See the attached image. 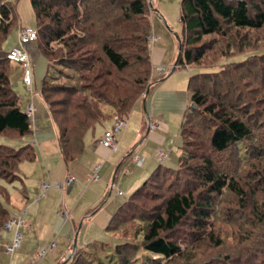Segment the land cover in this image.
Returning <instances> with one entry per match:
<instances>
[{
  "label": "trees",
  "instance_id": "obj_1",
  "mask_svg": "<svg viewBox=\"0 0 264 264\" xmlns=\"http://www.w3.org/2000/svg\"><path fill=\"white\" fill-rule=\"evenodd\" d=\"M30 5L34 45L47 65L39 95L69 165L89 132L127 119L150 88V4L30 0ZM179 21L175 64L196 72L188 78L177 166H158L120 205L105 231L113 247L98 242L77 247L65 264H108L100 258L109 249L113 264H136L139 252L145 253L142 264H264V55L246 52L253 47L250 33L264 28V0H181ZM14 24L11 5L0 0V134L24 139L33 128L3 58ZM243 54L217 71L206 70ZM35 159L30 143L17 149L0 145V233L10 216L7 187L18 181L22 193L20 165Z\"/></svg>",
  "mask_w": 264,
  "mask_h": 264
},
{
  "label": "crops",
  "instance_id": "obj_2",
  "mask_svg": "<svg viewBox=\"0 0 264 264\" xmlns=\"http://www.w3.org/2000/svg\"><path fill=\"white\" fill-rule=\"evenodd\" d=\"M154 9L155 7L152 5V10L155 11ZM156 43L151 44L150 47V59L153 68L152 73L154 79L150 83V88L155 81H161V79H164L161 78L162 76H158L154 69L155 66L162 65L164 57V49L157 46ZM16 44L17 40L12 47L16 46ZM32 47L33 46L29 47L31 65H33L32 60L38 52ZM8 50L4 51V53ZM10 66L9 78L12 74L20 71L22 75L20 66L15 64H10ZM170 79L172 78H168V80ZM32 83L34 84L33 80ZM150 88L148 89V93L144 96V98L139 99V101H145L148 98ZM149 112L150 114H148V116H151V109H149ZM48 117L49 116H39L38 127L36 126V128H34L35 133L33 132L30 138L31 140L29 139L30 141L27 142L33 146L36 155V159L35 161L31 162V165H33V168H36L38 165H43L44 171H41V175H36L35 178L31 177L30 179L28 176V174H30L29 172L31 171L30 168L27 167L26 169V167H21L20 165L21 169L19 168V173L23 181L21 185L24 187V191L21 193L16 188V191L9 193V201L7 204V208L10 212L9 217H20L29 226L28 228L20 229L23 234L21 245L24 241V238L26 239L33 236L31 238L35 243L32 245L34 250L32 252L33 254L29 255V259L26 264L34 262L36 252L39 249L49 246L52 241H55L56 243V248L54 250L55 252L50 251L54 252L51 253L52 259L55 260L54 264H58L61 262V260H68L69 253L72 250L75 239L77 247H82L78 242L79 234H87L91 225L96 220H98V224L101 226V222L107 217V214H104L102 217L100 216L103 205L98 204L101 198H104L107 189H109V192H111L113 189L115 191L116 188H118V185L115 186V178L118 170L121 168V166H123L121 170L123 174L131 173L132 171L128 168V165H124L128 161L132 163L131 154H136L137 152L135 151L143 142L146 144L153 143L155 146H157L156 144H159L158 147L160 145H164L165 139L163 138L161 131L167 129V127L162 122L159 124L156 122L153 123L150 119L144 120L143 116H139L138 112H135V116L130 124L132 130H134L135 137L132 138L131 132L126 137L125 130L124 133L122 132V134L119 135L120 137L117 136L116 150L114 152H110L100 145V139L104 131L112 127L113 122L112 124L110 123V125H107L103 130L100 125L96 126L92 132H89L84 137V149L79 157L71 164L66 165L61 158L58 145L55 140V127L51 120L49 123L50 118L48 119ZM148 123L157 125L154 129L148 130ZM127 125L129 127V124ZM97 133L99 135L98 138ZM138 136L140 137V141L136 143L134 141ZM123 154L126 156H124L120 163L116 166ZM145 155L148 157L147 154ZM127 158L128 160L125 162ZM149 159L151 160V158ZM111 160L113 161L111 162ZM145 161V158H143L144 164ZM100 162H104V165L102 166H105L102 178L100 177L97 184L93 186L90 184L87 187L85 184L88 182L87 180L91 175L92 168L95 165L100 164ZM113 166L115 170L112 177H110L112 173L111 168ZM67 177L74 178V183L68 190L60 191L54 187H50L45 192V194H43V191L40 188L41 182H63ZM127 179H129L127 186L128 191L133 190L132 192H134L135 189L140 186L138 184V176L136 175L133 178L130 177ZM83 188L86 189L83 190ZM115 195L117 197H122V193L121 195H118L115 192ZM112 202L115 203L116 201ZM117 205L119 208L120 204ZM60 210H65L67 213H69V217L66 220H64L59 215ZM53 235L54 238H52ZM13 236V230H2L0 233V264H19L18 262H14L13 255L11 258H9L4 252L5 246L11 244ZM48 240H50L49 244L47 243ZM5 255L8 257V261H4L5 259L3 257Z\"/></svg>",
  "mask_w": 264,
  "mask_h": 264
},
{
  "label": "rangeland",
  "instance_id": "obj_3",
  "mask_svg": "<svg viewBox=\"0 0 264 264\" xmlns=\"http://www.w3.org/2000/svg\"><path fill=\"white\" fill-rule=\"evenodd\" d=\"M7 1L12 7V11L15 16V24L11 27L8 35L6 36V40L4 42V48H3L4 51L8 50L16 43L17 34L21 28L35 29L36 27V20L34 17L32 7L30 5V0H7ZM148 1L150 4V13H151L150 19H151L152 30L154 34L160 37V40L158 43H156V45L164 49V53H163L164 57H163L162 65L165 66L167 71L161 77L164 79H161V81L160 80L155 81L152 84L149 91V96L145 101L137 100L134 103L131 112L127 118V121L129 122L127 124H129V127L127 125L126 126L127 128L124 129V131L126 130L125 131L126 137L130 134V132L132 133V138L135 137L134 130H132L130 124L135 116V112H138L139 116H143L144 120L150 119L152 120L153 123L156 122L159 124L160 122H162L167 127L166 130L161 131V133L163 134V138L165 139V143L164 145H160L159 147H158L159 144H156L157 146H155V144L153 143L146 144L144 142L139 145L138 149L139 148L140 149L139 150L137 149L135 152H137L136 155H138L139 157L145 158L146 160L145 164L143 162V164L137 165L133 162L132 163L129 161L126 162L128 158L125 160L126 163L124 162L125 163L124 165H128V168L131 169L132 172L129 174H123L121 172L123 166H121V168L118 170V173L115 178L116 181L115 186L118 185V188H116L115 191L113 189V191L111 192H109V189H107L104 198L102 197L98 204V205L100 204L103 205V209L100 212V216L102 217L104 216V214H107V217L105 218V220L101 222V226L98 224V220H96L91 225L90 230L87 234H82V233L79 234L78 242L79 245H81L83 248H85V245L87 244L89 245L92 242H98V244L104 243L111 245L113 247L115 242H113V239H111L110 236L106 235L105 231H106V227L110 223V220L118 211L117 204L121 205V203H123L133 191V190L128 191L127 186L129 179L127 178L130 177L133 178L134 176L137 175L139 179L138 184L141 185L146 179H148L154 173L155 169L158 166L162 165L165 167L175 168L177 166L178 158L181 154L182 142H181V137L179 135V125L182 121L185 108L187 107L186 102L189 94V91L187 89L188 78L190 74H194L196 72L195 69L192 68L185 69L175 64L178 55V45L182 38V26L179 21L181 0H148ZM152 5L155 7L154 10L157 12L152 10ZM250 35H251L250 37H252L251 44H253V47L249 50H246V52L255 50L256 55H264V28L257 33L252 32L250 33ZM32 48L34 49L35 45ZM243 58H245L244 54L229 59H225L222 61V63L217 64L214 68H208L206 70L217 71L220 69L221 65H225L231 61H240ZM32 64H33L32 65L33 69L31 75H32V80L34 81L33 91L35 90L38 91L40 90L39 88L42 79L47 73V65H46V61L44 60L42 55H40L39 52H37V55L34 56L32 60ZM171 65L172 66L175 65L177 67V70L171 71L170 68ZM260 66L262 65L259 64V67ZM10 67L11 66L9 64V72H10ZM55 73L56 72L54 70L48 71L49 75H55ZM20 76H21V71L12 74L9 79L12 89L19 97L20 108L24 110L26 104L31 101L30 99L31 94L22 84V81L20 80ZM168 78H172V79L168 80ZM32 103L37 109L35 113L36 123L32 126L33 132L35 133L34 128H36V126L38 127L39 116H48V112H47L46 104L44 103L40 95L39 97H35L32 100ZM149 109H151V116H148V114H150ZM49 123H50V119H49ZM110 123L112 124L111 121L110 122L108 121L103 125H100L102 130L107 125H110ZM98 136L99 135L97 133V138ZM30 138L31 136H27L24 139H18L8 135L0 134V145L17 149L22 144L29 142L31 140ZM139 141H140V137L138 136L136 137V140L134 142L138 143ZM157 151H160L162 154L165 155V158H163L162 161H158L155 158ZM141 153L147 154V156L151 158V160L148 157H146L145 154H141ZM124 156L126 155L123 154V156L119 159V162L116 164V166L120 163V161ZM112 161L113 160H111V162ZM99 165L101 166L104 165V162H100ZM23 166L26 167V169L27 167L30 168L31 171L29 172L30 174H28L30 179L31 177L35 178L36 175H41V171L42 170L44 171L43 165L41 166L38 165L36 168H33L31 162L28 161L22 162L21 167ZM104 170H105V166H102V169L99 172V177L102 178V174ZM111 170L112 173L110 177H112L114 173L115 170L114 166L111 168ZM97 182L90 183L88 181L85 185L88 187L90 184H92L93 186L97 184ZM7 188L9 193L16 191L19 188L18 181L13 182ZM86 188H83V190H85ZM117 191H120L122 193V197H117L115 195V192ZM112 201H116V202L114 203ZM31 237L26 239L24 238V241L22 242L20 248L17 251H15V253L13 254V259L15 263L18 262L19 264H26V262L29 259V255L33 254L32 252L34 250V247H32V245L35 243ZM52 238H54V235L52 236ZM47 243L49 244L50 240H48ZM226 243L227 245L230 244L229 242ZM47 248L48 246H46L44 249ZM110 251L111 249H109L106 252L107 253L106 255L110 256L111 254ZM54 252L46 251L45 255L39 261H37L36 258L34 257V262L36 261L35 264H54L55 260L52 259L51 257L52 255L51 253ZM106 255L104 254V256H101L100 260L104 263L113 264L112 260L111 262H109L110 259ZM143 255H145L144 252L138 253V260L136 261V264H142L141 258ZM3 258L5 259L4 261H8V257L6 255ZM64 261L65 260H61V262H59L58 264H65L67 262Z\"/></svg>",
  "mask_w": 264,
  "mask_h": 264
},
{
  "label": "built area",
  "instance_id": "obj_4",
  "mask_svg": "<svg viewBox=\"0 0 264 264\" xmlns=\"http://www.w3.org/2000/svg\"><path fill=\"white\" fill-rule=\"evenodd\" d=\"M36 31L34 29L29 28H21L18 32L17 37V44L16 46L9 49L7 52L3 54V58L9 63V64H15L20 66L22 70L21 75V81L24 87L30 92V99L31 101L28 102L24 108V113L26 117L29 119L31 126L35 124V113L37 111L36 107L32 103V100L35 97H39V90L33 91V83H32V65L31 60L29 57V47L33 46L36 41ZM148 40L151 44H154L160 40L159 36L154 35L151 33V35L148 37ZM171 71L177 70V67L171 66ZM155 72L158 76L164 75V73L167 71L165 66L158 65L155 66ZM127 119L118 120L114 122V125L105 130L101 139H100V145L104 148L109 150L110 152H114L116 150L117 146V136L119 134H122L124 129L127 126ZM157 124H149L148 123V130H152L156 127ZM163 158H165V155L162 154L160 151L156 152V159L158 161H162ZM131 160L133 163L137 165H141L143 163V158L139 157L136 154H131ZM101 165L97 164L92 168L91 175L89 176L88 180L90 183L97 182L99 177V172L101 170ZM74 183L73 177H67L63 182H54V183H46L41 182L40 188L43 191V194L50 188L54 187L60 191L68 190ZM116 194L121 195L120 191H117ZM59 215L66 220L69 217V213H67L65 210H60ZM28 224L24 222L20 217H9L8 220L3 224V230L9 231L13 230L14 236L13 240L10 245L5 246L4 252L5 254L11 258L13 253L20 248L21 246V240L23 237L22 232L20 231L21 228H28ZM56 248L55 241H52L47 249H40L36 252L35 258L37 261L41 260L42 257L45 255L46 251H53ZM29 264H35V262H31Z\"/></svg>",
  "mask_w": 264,
  "mask_h": 264
},
{
  "label": "water",
  "instance_id": "obj_5",
  "mask_svg": "<svg viewBox=\"0 0 264 264\" xmlns=\"http://www.w3.org/2000/svg\"><path fill=\"white\" fill-rule=\"evenodd\" d=\"M179 54H180V45L178 46V55L177 56H179ZM148 89L149 88H147V90H146V94L148 93ZM191 107H193V105H191ZM76 249H77V244H76V239H75V241L73 242L72 250L69 253L68 259L75 254Z\"/></svg>",
  "mask_w": 264,
  "mask_h": 264
}]
</instances>
